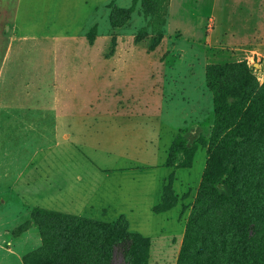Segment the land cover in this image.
<instances>
[{
	"label": "rangeland",
	"instance_id": "374dc122",
	"mask_svg": "<svg viewBox=\"0 0 264 264\" xmlns=\"http://www.w3.org/2000/svg\"><path fill=\"white\" fill-rule=\"evenodd\" d=\"M236 62L264 83V0H0V264H43L38 208L125 214L152 238L148 264H179L217 141L208 67ZM200 133L191 166H168L176 137ZM257 138L228 163L264 206ZM169 178L176 205L155 212Z\"/></svg>",
	"mask_w": 264,
	"mask_h": 264
},
{
	"label": "trees",
	"instance_id": "16d2710c",
	"mask_svg": "<svg viewBox=\"0 0 264 264\" xmlns=\"http://www.w3.org/2000/svg\"><path fill=\"white\" fill-rule=\"evenodd\" d=\"M207 84L215 95L212 136L217 141L186 228L179 264H264L262 198L250 192L251 172L245 174L246 182L239 183L240 159L228 163L236 156L235 143L246 147L261 140L257 136L264 137V83L259 85L246 63L236 62L210 64ZM199 142H207L204 134L177 136L168 166L190 167L189 153ZM228 196L230 204L225 201ZM163 201L172 204L155 211L176 205L172 178L163 188ZM34 214L43 237L39 251L43 264H115L117 249L126 264L149 262L152 238L131 230L124 214L114 222L41 208ZM25 262L32 264L27 256Z\"/></svg>",
	"mask_w": 264,
	"mask_h": 264
},
{
	"label": "crops",
	"instance_id": "0c3cea01",
	"mask_svg": "<svg viewBox=\"0 0 264 264\" xmlns=\"http://www.w3.org/2000/svg\"><path fill=\"white\" fill-rule=\"evenodd\" d=\"M150 168H152V167H150ZM93 190H94V188H93ZM98 190V187L97 188H95V192ZM90 202V201H89ZM154 206H155V204L153 205V207H152V209H153V211H155L154 210ZM83 208H86V206H84L83 205ZM155 212H157V211H155ZM162 212H164V211H162ZM73 213H76V212H73ZM78 213V212H77ZM120 215H122V214H120ZM125 215V214H124ZM126 216V215H125ZM127 217V216H126ZM128 220H129V218H128ZM129 223H130V227H131V229L133 230V231H138V232H141V230L139 229V228H132V224H131V221L129 220ZM141 233H143V232H141ZM143 234H145V233H143ZM145 235H147V236H150V235H148V234H145Z\"/></svg>",
	"mask_w": 264,
	"mask_h": 264
}]
</instances>
